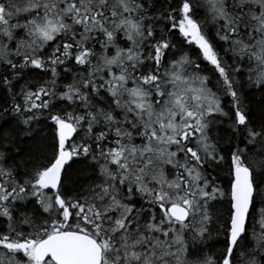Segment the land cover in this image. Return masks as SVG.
Returning <instances> with one entry per match:
<instances>
[{
	"label": "snow or ice",
	"instance_id": "obj_1",
	"mask_svg": "<svg viewBox=\"0 0 264 264\" xmlns=\"http://www.w3.org/2000/svg\"><path fill=\"white\" fill-rule=\"evenodd\" d=\"M0 264H264V0H0Z\"/></svg>",
	"mask_w": 264,
	"mask_h": 264
}]
</instances>
